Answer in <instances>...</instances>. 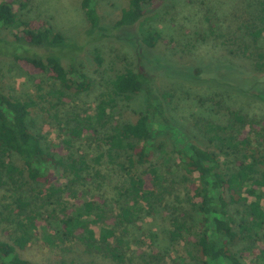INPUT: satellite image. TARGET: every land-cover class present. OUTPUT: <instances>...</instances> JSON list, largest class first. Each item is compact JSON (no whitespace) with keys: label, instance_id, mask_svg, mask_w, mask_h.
Instances as JSON below:
<instances>
[{"label":"trees","instance_id":"trees-1","mask_svg":"<svg viewBox=\"0 0 264 264\" xmlns=\"http://www.w3.org/2000/svg\"><path fill=\"white\" fill-rule=\"evenodd\" d=\"M99 1L107 0H81L89 28L80 42L66 39L47 21L36 22L19 15L24 1L0 0V58L13 60L34 78V93L19 98L6 90L0 69V182L11 191L14 204L13 208L6 206L5 213L0 211V264H57L25 255L35 231L45 227L40 222L45 220L43 216L38 211L31 213L29 199L42 200L43 207L52 204V198L62 191L75 197L78 194L70 184L99 182L104 164L116 166L124 177L116 187L114 216L106 218V202L101 194L79 201V205L55 201L61 207L56 214L57 209L52 208L48 215L58 239L77 238L86 253L99 254L111 264L166 263L165 256L152 245L156 233L148 228L145 231L153 238L149 254L139 246L134 257L126 253L127 228L141 221L142 225L166 227L172 248L181 247L184 241L190 246V250L177 253L181 262L172 258L170 264H264V119L231 110L226 124L203 123L204 142H196L170 123L167 105L172 96L161 91L154 76L139 66L115 74L109 81V91L99 94L93 116L86 124L57 125L62 136L59 148L74 147L90 136L94 147L89 161L85 156L63 155L31 129L30 115L36 107L42 109L45 103L58 102L65 92L85 94L90 90L91 80L76 58L85 45L107 36L96 7ZM152 1L156 0H127L112 27L139 23L144 15L143 3ZM257 22L259 26L251 33L252 45L247 48L254 73L246 76L229 68L221 75L212 70L210 79L264 100V48L257 44L264 36V2L259 5ZM10 29L17 32L4 33ZM158 38L157 33L149 32L142 43L153 48ZM94 60L97 66L103 62L98 52ZM202 71L209 72L196 67L194 75ZM141 92L145 94V106L133 121L116 122L107 128L109 110L115 106L113 96L129 99ZM160 135L173 138L176 161L171 159L175 170L170 173L158 162L155 143ZM175 174L183 180L177 184L187 186L189 209L169 208L170 196L172 201L182 203L175 192L176 183L170 178ZM59 178L67 179V190L56 186ZM96 188L100 190V184ZM92 223L103 224L98 234ZM6 225H14L15 231L2 234ZM52 237L47 234L43 242L52 244Z\"/></svg>","mask_w":264,"mask_h":264},{"label":"rangeland","instance_id":"rangeland-1","mask_svg":"<svg viewBox=\"0 0 264 264\" xmlns=\"http://www.w3.org/2000/svg\"><path fill=\"white\" fill-rule=\"evenodd\" d=\"M24 1L25 7L18 10V14L26 19L47 21L56 31L62 33L68 40H85L84 33L89 24L80 7L81 0H17ZM127 0L99 1L96 5L102 18V24L106 27L107 34L100 41L91 42L82 49L76 58L77 64L83 73L91 80V88L85 94L65 92L64 96L52 104L36 107L30 115V127L34 133L44 137L48 145L59 148L62 144V136L58 129L67 124L77 126L86 124L93 116L96 101L101 92L109 91V81L115 74L126 68H143L149 75L154 76L155 84L161 91H167L172 96L167 105V115L170 123L188 134L192 140L202 143V125L205 122L214 124H226L229 121V111H239L245 116L264 119V100L252 95L240 92L232 87L218 85L210 76L223 74L225 70L236 69L246 76H251L254 69L247 58V48L252 45L251 33L257 25V13L260 3L264 0H156L144 2V15L139 23L129 27L115 29L112 26L118 19L121 8ZM18 7L17 5H15ZM17 30L4 31L6 34L16 33ZM157 33L159 38L156 46L147 47L142 39L147 33ZM259 46L264 48V36L258 39ZM41 52V50H39ZM102 57L103 62L97 66L94 60L96 53ZM68 67L67 61H64ZM208 70L207 74L194 75L195 68ZM206 68V69H205ZM2 83L6 90L13 96L26 98L34 93V78L27 75L19 66L10 59L0 58ZM221 74V75H222ZM49 83V84H48ZM47 84L50 85V82ZM114 108L109 110V123L122 124L133 121L138 112L145 106V94L143 92L130 96H113ZM57 104L55 107L52 105ZM60 125V126H61ZM65 125V126H67ZM162 134V133H160ZM74 147L59 148L63 155L74 157L85 156L87 161L92 157L94 143L90 136L86 135ZM158 162L162 170L170 171L173 168L175 155L173 152V138L160 135L156 141ZM160 148H159V147ZM172 159V160H171ZM102 178L99 182L90 181L70 184L77 192L75 197L67 196L65 191L56 195L52 204L45 206L40 199L32 201L31 213L38 211L45 226L35 231L36 236L30 243L25 255L35 261L57 264H80L95 261L99 264H111L109 260L96 253H86L79 239L69 238L60 240L54 235L52 218L48 213L56 208L59 203H67L68 206L79 205V201L93 199L95 194H101L106 202V218L114 216L116 187L123 183L124 177L116 166L104 164L101 167ZM170 176V175H169ZM174 179L178 199H171L169 208L184 206L189 209L187 199L188 190L177 174L170 176ZM67 179L59 178L56 186L67 190ZM100 184V190L97 185ZM43 186H38L42 189ZM34 192V191H33ZM13 195L7 187L0 182V211L5 213V207H14ZM12 204V205H11ZM264 204V202H263ZM115 209V211H114ZM47 210V211H46ZM190 214L192 212L188 211ZM40 218V217H38ZM88 219H92L89 217ZM104 221V219L102 220ZM102 223H92L91 227L98 234ZM148 225V224H147ZM142 225L139 221L135 227L127 228L124 237L129 247L125 249L128 256L134 257V250L139 246L149 254L151 241L147 231H154L153 246L165 256V261L170 264L172 258L177 259L181 251L190 250V246L184 241L181 247L172 248L168 239L166 227L156 225ZM53 226V227H52ZM147 229V231H145ZM14 229V225H6L2 234ZM15 231V229L13 230ZM145 231V235H143ZM47 234L53 235V243L45 244ZM137 239V244L135 240ZM131 240V243L129 241ZM167 250H170L169 252ZM177 250V252H176ZM177 262L182 259L178 258ZM164 263V264H166ZM248 264H253L248 262Z\"/></svg>","mask_w":264,"mask_h":264}]
</instances>
